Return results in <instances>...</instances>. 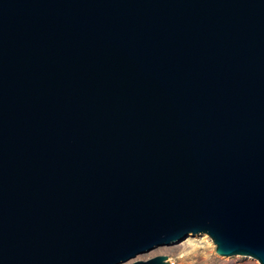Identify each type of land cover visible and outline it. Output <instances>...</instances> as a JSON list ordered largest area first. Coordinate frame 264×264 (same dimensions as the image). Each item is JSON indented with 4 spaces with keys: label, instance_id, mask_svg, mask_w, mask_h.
<instances>
[{
    "label": "water",
    "instance_id": "water-1",
    "mask_svg": "<svg viewBox=\"0 0 264 264\" xmlns=\"http://www.w3.org/2000/svg\"><path fill=\"white\" fill-rule=\"evenodd\" d=\"M189 233L264 264V0H0V264Z\"/></svg>",
    "mask_w": 264,
    "mask_h": 264
},
{
    "label": "rangeland",
    "instance_id": "rangeland-1",
    "mask_svg": "<svg viewBox=\"0 0 264 264\" xmlns=\"http://www.w3.org/2000/svg\"><path fill=\"white\" fill-rule=\"evenodd\" d=\"M158 254H166L171 264H261L249 255L217 253L216 246L207 233H189L179 241L158 245L139 254L136 259H148Z\"/></svg>",
    "mask_w": 264,
    "mask_h": 264
}]
</instances>
